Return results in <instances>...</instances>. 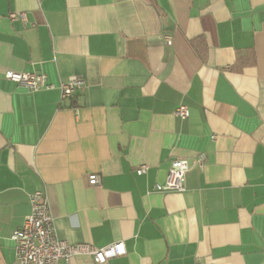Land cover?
<instances>
[{"label": "crops", "instance_id": "crops-1", "mask_svg": "<svg viewBox=\"0 0 264 264\" xmlns=\"http://www.w3.org/2000/svg\"><path fill=\"white\" fill-rule=\"evenodd\" d=\"M177 158L185 191L149 192ZM38 189L60 239L124 241L111 264H264V0H0V264Z\"/></svg>", "mask_w": 264, "mask_h": 264}, {"label": "built area", "instance_id": "built-area-1", "mask_svg": "<svg viewBox=\"0 0 264 264\" xmlns=\"http://www.w3.org/2000/svg\"><path fill=\"white\" fill-rule=\"evenodd\" d=\"M12 20L26 19L23 12L9 14ZM168 44L173 40L166 35ZM7 79L16 82L19 86L30 91L51 89L47 76L38 71H13L5 73ZM87 87V82L79 76H72L60 81L61 102H66L79 97ZM175 114L183 119L190 116V108L184 104L178 106ZM198 158L205 161L206 154L200 153ZM148 165L140 164L136 173L141 175L146 172ZM189 170V161L177 158L172 162L164 183H157L150 188L151 191H185V178ZM100 182L98 174L89 175V183L94 185ZM31 212L24 218L21 228L13 231L11 239L16 251V264H59L61 260L69 263L72 258L82 255L90 256L95 264H111L113 258L125 255L127 248L123 240L115 241L107 246L97 247L91 243H70L60 239L56 228L55 218L52 213L46 190L38 189L30 194ZM205 264V263H197Z\"/></svg>", "mask_w": 264, "mask_h": 264}]
</instances>
